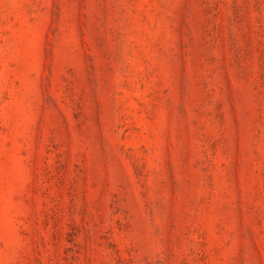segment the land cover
Listing matches in <instances>:
<instances>
[{"label": "rangeland", "instance_id": "374dc122", "mask_svg": "<svg viewBox=\"0 0 264 264\" xmlns=\"http://www.w3.org/2000/svg\"><path fill=\"white\" fill-rule=\"evenodd\" d=\"M0 264H264V0H0Z\"/></svg>", "mask_w": 264, "mask_h": 264}]
</instances>
